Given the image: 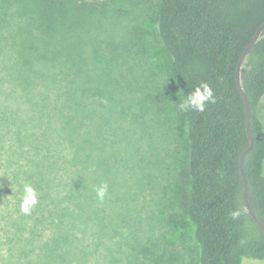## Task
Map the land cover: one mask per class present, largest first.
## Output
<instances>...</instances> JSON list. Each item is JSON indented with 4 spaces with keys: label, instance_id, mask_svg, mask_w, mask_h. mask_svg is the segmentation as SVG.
I'll list each match as a JSON object with an SVG mask.
<instances>
[{
    "label": "trees",
    "instance_id": "16d2710c",
    "mask_svg": "<svg viewBox=\"0 0 264 264\" xmlns=\"http://www.w3.org/2000/svg\"><path fill=\"white\" fill-rule=\"evenodd\" d=\"M8 1L26 16L31 40L26 124L9 119L15 130L0 152V264H161L160 249L140 237V225L149 219L151 228L155 216L171 231H191L197 264L264 262V229L244 202L239 161L249 140L236 80L241 54L264 22V0H153V36L134 26L127 38L105 25L120 0ZM202 83L215 102L180 111ZM240 84L253 138L242 163L248 203L264 225V29ZM117 106L139 126L148 118L161 135L155 176L143 162L128 170L137 180L144 170L155 193L144 218L133 197L117 195L114 183L125 173L116 172L101 139L109 128L104 109L111 121ZM102 183L108 192L100 200ZM106 235L119 239L107 246Z\"/></svg>",
    "mask_w": 264,
    "mask_h": 264
},
{
    "label": "rangeland",
    "instance_id": "374dc122",
    "mask_svg": "<svg viewBox=\"0 0 264 264\" xmlns=\"http://www.w3.org/2000/svg\"><path fill=\"white\" fill-rule=\"evenodd\" d=\"M152 5L153 0H120L107 12L108 15L105 19L107 32L116 38H119L118 36L127 38L135 26L142 29L144 33L149 32L152 37ZM30 40L26 16L13 2L0 0V152L9 150L10 141L8 137L15 130L9 119L13 121L17 119L26 124V55L30 54L27 52ZM155 60L158 59L155 57ZM158 64L161 66L160 61ZM114 97L121 106L127 105L128 101L118 91L114 93ZM102 101L103 105H110L107 96L103 97ZM95 107L98 109L101 106L96 103ZM119 108L117 106V110L112 113L111 121L108 120L110 108L106 107L108 112L104 109L103 113L104 116L107 115L109 128L103 130L101 139L105 143L107 141L105 150L110 154L109 159L116 172L119 175L122 172L125 173L122 178L119 177L114 183L118 190L117 195L133 197L134 200H131L134 201L132 203L135 207L134 212L141 214V217L144 218L149 214V211L146 210L148 209L147 196L155 195L149 188L147 174L155 176L152 174V170L155 168L154 149L160 148V142L157 140L158 128L153 125V122L150 123L148 118L144 119V127L134 123L129 116L123 118L119 114ZM259 114L263 122L264 135V99ZM110 122L113 126H110ZM159 136L161 137V135ZM142 162L146 164V168L149 166V169L147 174L141 169L140 180H137L136 172L132 175L128 170H131V166L132 168L133 165L137 167ZM136 182L145 190L142 196L138 195L139 190L135 185ZM113 199V196H109L108 200L112 201ZM152 218L150 219L151 228L149 227V219L144 220L143 226L140 225V237L143 245L153 243L160 249L158 255L162 256L159 260L161 264H197L196 245L191 236V231L184 229L181 232L178 230L174 232L171 231L170 225L165 223L164 226L163 221L158 216ZM127 231L130 236L129 233L132 230L127 227ZM132 238H127V240ZM117 239H119L118 236L106 235L103 238L104 245L112 246ZM117 255L120 256V253ZM87 264H93V262L88 261ZM250 264H264V262H252Z\"/></svg>",
    "mask_w": 264,
    "mask_h": 264
},
{
    "label": "water",
    "instance_id": "95a60500",
    "mask_svg": "<svg viewBox=\"0 0 264 264\" xmlns=\"http://www.w3.org/2000/svg\"><path fill=\"white\" fill-rule=\"evenodd\" d=\"M263 29H264V22L256 29V31H255L254 35L252 36L251 40L249 41V43L244 48V50H243V52L241 54V57H240L238 66H237V73H236L237 84H238V86H239V88H240V90H241V92H242V94L244 96V99H245L246 128H247V137H248V140H249V144L243 150V152L241 153L240 161H239L240 172H241V175H242V178H243V182H244V202H245V204H246L249 212L251 213L252 217L260 225V227L262 229H264V225L257 218V216L252 211V209L250 208L249 203H248V197H247V180H246V177L244 175L243 167H242L243 159H244L245 155L249 152L250 148L252 147L253 138H252V134H251L250 127H249V114H250L249 104H248L247 97H246L245 93L243 92L242 87H241V84H240V69L242 67L243 61L245 60L248 51L258 41V39L261 37V34H262Z\"/></svg>",
    "mask_w": 264,
    "mask_h": 264
},
{
    "label": "clouds",
    "instance_id": "9594fccd",
    "mask_svg": "<svg viewBox=\"0 0 264 264\" xmlns=\"http://www.w3.org/2000/svg\"><path fill=\"white\" fill-rule=\"evenodd\" d=\"M215 97L212 88L207 83H202L190 92L187 97L179 103L180 111H198L203 112L207 104L214 103ZM108 192V185L102 183L96 189V196L98 199L103 200Z\"/></svg>",
    "mask_w": 264,
    "mask_h": 264
}]
</instances>
